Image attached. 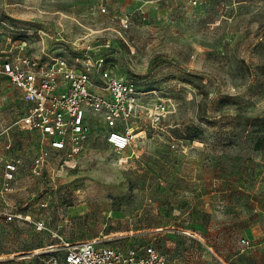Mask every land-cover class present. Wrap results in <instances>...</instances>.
Returning <instances> with one entry per match:
<instances>
[{"label": "rangeland", "instance_id": "374dc122", "mask_svg": "<svg viewBox=\"0 0 264 264\" xmlns=\"http://www.w3.org/2000/svg\"><path fill=\"white\" fill-rule=\"evenodd\" d=\"M14 54L78 69L102 54L141 106L129 149L95 115L76 161L35 175L37 136L13 125L24 105L0 74V158L20 160L0 264H55L63 241L91 239L150 243L164 264H264V0H0V59Z\"/></svg>", "mask_w": 264, "mask_h": 264}, {"label": "built area", "instance_id": "2783aa9c", "mask_svg": "<svg viewBox=\"0 0 264 264\" xmlns=\"http://www.w3.org/2000/svg\"><path fill=\"white\" fill-rule=\"evenodd\" d=\"M195 3V1H193ZM0 74L19 91L24 110L13 125L37 136L39 152L32 171L41 175L52 155H60L61 166H70L90 138L92 116H101L104 140L120 153L129 149L135 137L128 130L139 111L140 95L136 83L117 76L102 54L87 60L82 68L72 66L64 57L44 63L25 54L4 55ZM153 117L164 113L158 105ZM0 197L12 192L19 159L0 158ZM20 215L0 210V218L11 222ZM242 244L248 245L246 239ZM63 254L55 264H164L159 251L150 243L113 246L98 239L76 243L63 241Z\"/></svg>", "mask_w": 264, "mask_h": 264}]
</instances>
